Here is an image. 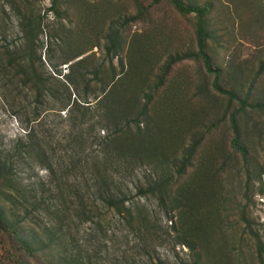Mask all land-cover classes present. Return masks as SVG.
I'll return each mask as SVG.
<instances>
[{"label":"trees","instance_id":"16d2710c","mask_svg":"<svg viewBox=\"0 0 264 264\" xmlns=\"http://www.w3.org/2000/svg\"><path fill=\"white\" fill-rule=\"evenodd\" d=\"M168 1L192 19L197 50L169 56L156 75L153 37L122 39L124 26L148 15L142 6L138 15L104 36L108 17L100 7L79 4L82 18L73 26L65 23L74 15L60 0H51L46 12L42 0H0L2 88H10L19 100L15 116L28 125L17 149L0 152L4 264H111L109 233L115 227H126L141 239L139 256L163 264L152 256L158 237L149 214L140 209L142 200L157 203L172 223L177 244L191 253V264H264L254 162L240 123L241 116L259 115L262 125L252 133L260 130L263 138L264 101L250 105L235 90H224L207 47L208 16L216 11L221 22L238 21L240 29L262 31L264 0ZM185 61L201 62L214 76L213 89L227 97L222 121L229 118V149L224 141L207 140L214 121L204 119L203 109L182 104L185 88L171 86L173 79L167 83L173 67ZM263 74L264 61L251 87ZM234 103L238 108L231 112ZM54 111L69 117L65 157L56 155L39 134L43 115ZM99 129L106 135L93 137ZM37 164L46 180L30 175ZM142 169L145 176L136 178ZM258 194L264 195V188ZM131 260L125 261L139 264Z\"/></svg>","mask_w":264,"mask_h":264},{"label":"rangeland","instance_id":"374dc122","mask_svg":"<svg viewBox=\"0 0 264 264\" xmlns=\"http://www.w3.org/2000/svg\"><path fill=\"white\" fill-rule=\"evenodd\" d=\"M72 1L75 4L71 7V0H60L63 7L67 6L68 11L74 15V20L70 21L65 18V23L67 25H77L78 21L76 20L82 18L80 12L83 9L79 8V4H90L100 7L106 11L108 17L103 25L104 36L108 31L119 29L125 19L134 18L138 15L141 8L139 6L146 8L147 16H144V18H141L136 23L124 26L122 29V39L123 41L131 42L135 35L146 33L153 37L154 45L156 46L155 54L159 57L157 62L158 67H155L154 70L156 75L160 73L161 67L168 60L169 56L177 54L181 56L187 55L189 52L197 50L192 19L182 17L168 0H159L157 2L155 0ZM212 1L215 2V0H200V3ZM218 1L223 3L226 0ZM219 2H217L218 7H220ZM50 5L51 0H42V7L45 12V9L49 8ZM218 14L215 11L207 18L210 25L207 28L210 35L207 47L208 54L213 63V69L221 71L220 86L226 91L235 90L236 95L241 98H247L250 105L264 101V74L251 87L257 69L264 61V30L250 31L251 28L249 26L250 30L247 28L240 29L238 21H236V24L231 20L228 22L227 19L221 22L218 19ZM232 18H234L233 14ZM48 19L50 21L53 20L52 14L48 16ZM7 26H10V24L8 23ZM11 35L15 38V31H12ZM2 37L0 30V45ZM92 37V39H95L94 35ZM62 69L63 73L67 72L66 66H63ZM172 79L174 82L171 86H176L177 89L185 88L183 98L187 97V99L182 104L185 106H188V104L194 105L193 108L198 111L203 109L204 119L210 122L214 121L213 123L216 124L215 127H212L214 129L213 134L208 136L207 140L216 143L224 141L229 149L232 138L229 130V118L227 117L224 122L222 121L223 112L226 110L228 104L227 97L218 95L213 89L214 76L205 72L201 62L185 61L173 67L168 76L167 83ZM167 83L165 86L170 85ZM2 86L3 78L0 72V152H8L13 151L15 146L17 149V144L26 136L28 125L24 120L25 118L20 119L15 116L19 100L13 98L14 94H10V88L4 89ZM236 108H238V104L234 103V108L230 111H235ZM230 111H228V115L231 114ZM249 111L252 112L250 109ZM42 119L43 127L40 128L39 134L45 142L51 144L52 149L56 150V155L65 157L67 155L65 149L68 148L66 139L71 127L68 121V114L66 112L54 111L44 114ZM261 120L259 115L251 116L249 114L248 117H240V123L242 124L240 125L245 135L244 139L246 144L251 148L250 160L254 162L252 179L257 192L254 197L256 204L255 215L264 225V195L258 194V191L264 188V126L260 128L263 138L259 135L260 130L259 133H252L253 128L258 123L262 125ZM211 124H208V126H211ZM97 134L104 136L106 132L99 129L96 133L94 132L93 137ZM230 152L231 149L228 153ZM144 172L145 169L137 170L136 178L142 179L145 176ZM29 173L33 177H38L41 181L46 180V172L40 168L39 164L33 165ZM259 174H263L261 182L257 180ZM129 185L130 190H132L133 186ZM141 208L149 214L150 221L154 226V235L158 237L153 243L155 248V251L152 253L153 259L155 260V257H158L163 264H191V253L186 247L177 244L171 231L172 223L167 220L163 212L157 207V203H149L147 200H142L140 204ZM86 228L87 226L82 227V234L79 236L85 233ZM116 228L113 231L110 230L109 233V238H113V242L109 243L112 245V254L109 257L111 264H114L116 261H119L121 264H127L126 259H129L133 263L134 260L131 259L134 258L135 263L150 264L149 258H143V255L139 256L140 252L138 249L141 247V239L136 237L126 227H123L122 231ZM0 264H4L1 259Z\"/></svg>","mask_w":264,"mask_h":264}]
</instances>
